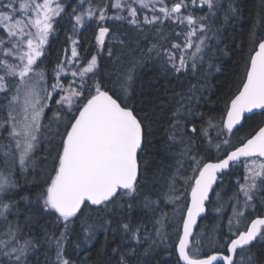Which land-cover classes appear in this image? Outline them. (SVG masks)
<instances>
[{
  "label": "snow or ice",
  "instance_id": "obj_1",
  "mask_svg": "<svg viewBox=\"0 0 264 264\" xmlns=\"http://www.w3.org/2000/svg\"><path fill=\"white\" fill-rule=\"evenodd\" d=\"M197 10L203 14L196 15ZM66 12L65 0H0V130L8 141L0 142V264H30V256L41 264L36 254L42 244L48 246L42 253L43 264H73L66 257L65 244L71 226L82 214L81 232L88 243L97 226L88 222L92 213L107 232L116 209L127 207L132 214L142 203L155 213L161 201L172 206L174 217L181 222L176 230L178 242L168 246L174 248L169 253L174 255V264H264V244L258 251L251 250L254 242H264V215L256 206L261 194L259 203L264 208V122L232 143L245 119L264 117V30L260 27L264 15L249 30L241 76L234 94L224 101L218 121L209 118L197 127L203 114L192 103L195 85L188 93L173 92L178 99L165 128V154L174 164L166 166L171 169L166 173L161 162L151 174L150 185L148 161L141 164V160L151 143L152 125L158 122L153 114L159 109L155 103L145 106L146 96L136 102L137 68L154 53L166 77L195 74L206 60V49L213 47L210 41H221L223 26L237 15V8L233 0H103L102 4L80 0L68 13L77 36H67L71 54L65 49L49 75L44 64L47 46ZM93 21L94 45L90 41L81 55L78 35ZM108 21L127 22L140 32L147 26L154 29L158 40L140 49L139 56L125 60L114 52L113 42L121 49L129 45L107 26ZM166 24L171 25L167 32ZM93 46L96 51L89 56ZM106 49L114 72L101 73L99 60ZM52 100L56 107L48 116L46 109L52 108ZM201 141L206 145L203 152L215 148V158L203 154ZM40 148L43 152L37 157ZM241 169L242 177L229 197L234 202L228 234L222 240L215 234L209 237L208 244L213 246L209 254L204 251L203 235L195 233L194 226L206 212L221 175ZM161 180L164 190L157 191ZM27 184L35 186L34 195L20 194ZM150 186L157 191L156 199L142 191ZM216 195L219 198L221 193ZM222 207L215 211L221 212ZM13 210L15 218L9 219ZM44 217H54L62 225L58 236L43 225L41 237L25 233L26 226L31 230ZM167 219L166 212L154 219L155 235L142 223L131 221L112 229L122 232L128 242L112 249L119 257L116 264H150L145 257L168 239L163 231ZM53 247L54 259L50 255Z\"/></svg>",
  "mask_w": 264,
  "mask_h": 264
},
{
  "label": "trees",
  "instance_id": "obj_2",
  "mask_svg": "<svg viewBox=\"0 0 264 264\" xmlns=\"http://www.w3.org/2000/svg\"><path fill=\"white\" fill-rule=\"evenodd\" d=\"M65 2L68 12L64 14L63 19L59 20L57 24V34L51 38L44 58V64L48 68L49 75L58 59L64 57L65 49H67V55L71 54V45L67 40V36L73 35V33L72 24L68 19V13L72 11L73 5L78 4L80 0H65ZM92 2L94 4H102L103 0H92ZM233 3L237 8V15L232 18L230 23L223 26L222 39L219 43L210 41L213 47L211 49H206V60L200 70L195 74L189 71L186 75L182 74L179 79L172 74L166 77L160 68L161 61L155 58L154 53L151 59L145 60L142 67L137 68L136 81L133 85L136 102L140 103V100L146 96L147 99L144 100L145 106H150L152 103H155L159 109L153 114V119L158 122L152 125L154 131L153 135L149 137L151 143L147 145L146 155L141 160V164H143L144 160L148 161L147 170L150 176V185L151 174L157 170V166L160 165L161 162H163L166 173L171 171V169L166 166L168 164H174V161L170 160L165 154V128L167 127L171 110L175 108L176 100L178 99V97L173 95V92L188 93L190 86L195 85L192 103L195 107V111L203 114L202 120L198 118L199 122L197 123V127L199 128L201 124H206L209 118H214L216 121L220 119L224 108V101L233 95L236 90L244 64V53H246L248 49L249 30L254 22L259 20L261 15H264V7H262V5H264V0H233ZM84 7H87V3L84 4ZM111 11L112 10H110V14ZM206 11L207 9L205 8L203 12ZM203 12L197 10L195 14L202 15ZM142 16L143 14H141V19ZM215 23L217 25L222 24V19L217 20ZM107 26L114 32L120 34L129 45V47L121 49L118 43L113 42L115 45L114 52L122 54L125 60H131L133 57L139 56L140 49L146 50L151 43L157 42L158 40L154 29H149L147 26H145L143 32L131 27L127 22L108 21ZM170 27L171 25L166 24L164 26L165 32L169 31ZM260 27L264 30V24H261ZM95 30V21H93L79 33V50L81 55L85 54V45L89 44L90 41L94 45ZM145 37L147 38L145 39ZM73 38L75 39L77 36L73 35ZM173 38H175L174 34ZM161 43L163 42L161 41ZM238 45H242L243 48H239ZM94 51H96V49L93 46L88 55L90 56L91 52ZM113 59H115V57H113ZM209 62L212 64L210 70L208 68ZM99 64L101 73L106 71L114 72L112 60L107 56V49L101 54ZM217 68L219 71H217ZM114 78L113 76V79ZM64 82L67 83V80ZM56 98L59 97L57 96ZM50 104L52 108L46 109L48 116L52 115V109L56 107L54 100L50 101ZM263 119L264 117L259 115H250L249 118L243 121V126L240 127L239 131L232 137V143L236 144L238 137L257 128L258 125L263 122ZM44 122L47 123V120L45 119ZM210 132L212 136L215 137V131L210 129ZM0 142L4 144L8 142L7 134L3 133V130H0ZM200 148L202 152L206 148V145L202 141L200 142ZM173 150H178V146H174ZM42 152V148L38 149L36 156L40 157ZM203 154L215 158L216 150L215 148L209 147ZM0 160H2V157H0ZM225 177H227V174L221 175L222 181L216 184L215 191L211 193V200L207 204V213L199 220L195 230V233L198 235L203 234L205 241L204 251L209 253L213 250V246L208 244L209 237L214 233L217 234V231L220 236L222 234L221 229L227 224L225 212L221 211L216 213L212 209L213 200L217 196L216 192L221 193L219 197V207L226 206L227 197H224V192L226 191L228 180L226 181ZM32 179L33 177L29 175L28 180L31 181ZM37 179H39V176H37ZM21 183L23 184L22 179ZM163 185L164 182L161 180V184L155 186L157 191H163ZM24 188L25 191L21 192V195L26 193L34 195L36 192V188L32 184L24 185ZM142 191L149 193L152 199H156L157 191H154L153 187L150 186L142 189ZM139 199L142 202L143 196ZM258 208H261V206H258ZM85 212H87V209H85ZM162 212L168 213V219L165 221V227L163 229L168 239L165 243L154 246V250L150 253L149 257H145V259H149L150 264H174V255H169V253H174V248L168 246L178 242L176 230L181 222L174 217L172 206L164 204L163 201H161L155 213L144 209L142 203L136 205L132 210V214L129 213L127 207H125L124 210L116 209L110 217L112 226L107 232H105L103 227L99 226L96 214L92 213L88 222H96L97 226L94 229V235L91 241L88 243L83 241V234L81 232L80 219H83L82 214L80 219L76 220L69 231L68 240L65 244L66 257L70 258L73 264H109V260H111V264H116L119 257L118 254L113 255L112 249L118 245H126L128 242L123 238L122 232H113L112 229H118L121 222L131 221L133 225L142 223L146 226L148 232L155 235L153 231V221L156 217L160 216ZM14 218L13 210V214H10L9 219ZM20 222L23 224V216L20 217ZM40 225L47 228L50 234L55 233L57 236L62 228V225H57L55 223L54 217H44L41 218L37 224L33 225L31 230L26 226L24 231L25 233L41 237L44 235V231ZM77 242L80 244L79 247H77ZM261 244L264 243L257 242L253 244L251 250L258 251ZM146 246L147 244L140 247V251L142 252L143 248ZM47 247L46 244H42L40 250L36 254L39 255L41 264H43L45 259L42 253ZM215 248L219 249V246L216 245ZM54 251L55 249L53 247L50 253L53 259ZM29 259L30 264H36V256H30Z\"/></svg>",
  "mask_w": 264,
  "mask_h": 264
},
{
  "label": "flooded vegetation",
  "instance_id": "obj_3",
  "mask_svg": "<svg viewBox=\"0 0 264 264\" xmlns=\"http://www.w3.org/2000/svg\"><path fill=\"white\" fill-rule=\"evenodd\" d=\"M263 122H264V119H263ZM242 174H243V171L242 169L239 171V172H236L235 174H227V177H225L226 181L228 180L227 182V186H226V191L224 192V197H227V201H226V206L223 207L222 211L225 212V215L227 216V224L226 226H224L221 230H222V234L219 236V232L217 231V234H215V236L222 240L224 238L225 235L228 234V219H229V216L231 215L232 213V208H231V204L234 202V201H231L229 200V197L233 196V193L236 191V182H237V179L239 177H242ZM221 181H222V178H221ZM232 182V183H231ZM216 187V186H215ZM259 195L261 194H258V197H257V201H256V206H257V209L258 211L260 212V214L264 215V208H258V206H260V203H259ZM219 198L216 196L215 199L213 200V203H212V209L214 211V205L216 206H219ZM251 211V210H249ZM203 235V234H202ZM259 242V241H257ZM257 242H254L253 244L257 243ZM260 243H264V242H260Z\"/></svg>",
  "mask_w": 264,
  "mask_h": 264
},
{
  "label": "water",
  "instance_id": "obj_4",
  "mask_svg": "<svg viewBox=\"0 0 264 264\" xmlns=\"http://www.w3.org/2000/svg\"><path fill=\"white\" fill-rule=\"evenodd\" d=\"M246 115H248V114H246ZM242 123H243V122H242ZM220 180H221V178L217 181V183H218ZM217 183H216V184H217ZM215 186H216V185H214V188H215ZM211 193H212V192H211ZM211 193H210V195H211ZM207 204H208V202H207ZM206 213H207V207H206V212L203 213L202 216H201L200 218H198V220H197V225H198L199 220H200L202 217H204V216L206 215ZM197 225L194 226V232H195V229L197 228ZM209 254H211V253H209Z\"/></svg>",
  "mask_w": 264,
  "mask_h": 264
},
{
  "label": "rangeland",
  "instance_id": "obj_5",
  "mask_svg": "<svg viewBox=\"0 0 264 264\" xmlns=\"http://www.w3.org/2000/svg\"><path fill=\"white\" fill-rule=\"evenodd\" d=\"M70 79V78H69ZM217 207H219V206H216V205H214V211H215V209L217 208ZM216 212V211H215ZM217 213V212H216Z\"/></svg>",
  "mask_w": 264,
  "mask_h": 264
}]
</instances>
